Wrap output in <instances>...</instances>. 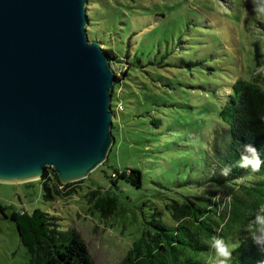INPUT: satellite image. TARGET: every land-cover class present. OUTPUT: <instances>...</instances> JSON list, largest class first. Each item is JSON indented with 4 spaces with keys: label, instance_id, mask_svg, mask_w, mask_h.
Listing matches in <instances>:
<instances>
[{
    "label": "rangeland",
    "instance_id": "obj_1",
    "mask_svg": "<svg viewBox=\"0 0 264 264\" xmlns=\"http://www.w3.org/2000/svg\"><path fill=\"white\" fill-rule=\"evenodd\" d=\"M87 3L89 40L101 42L117 57L112 69L120 81L111 98L115 142L104 164L71 182L66 188L72 190L70 195L45 199L42 179L0 182V264L28 261L15 223L3 211L36 208L57 217L62 228H74L95 264H117L156 211L161 220L171 222L167 203L206 188L194 185L215 113L216 99L206 86L213 78L206 67L218 68L221 55L228 54L224 65L231 67V81L260 73L264 86V15L257 17L252 0ZM204 59L203 66L186 65ZM220 82V90L229 92L228 83ZM118 104L123 108L116 111ZM125 167L140 170V187L121 179L117 186L112 184L111 173ZM92 188L115 194L118 211L104 217L94 209L84 198ZM214 190L222 200L229 192ZM197 263L209 264L210 258L201 257Z\"/></svg>",
    "mask_w": 264,
    "mask_h": 264
},
{
    "label": "water",
    "instance_id": "obj_2",
    "mask_svg": "<svg viewBox=\"0 0 264 264\" xmlns=\"http://www.w3.org/2000/svg\"><path fill=\"white\" fill-rule=\"evenodd\" d=\"M86 0H0V182L86 178L114 137L115 75Z\"/></svg>",
    "mask_w": 264,
    "mask_h": 264
},
{
    "label": "trees",
    "instance_id": "obj_3",
    "mask_svg": "<svg viewBox=\"0 0 264 264\" xmlns=\"http://www.w3.org/2000/svg\"><path fill=\"white\" fill-rule=\"evenodd\" d=\"M87 18L90 24L88 14ZM103 50L113 63L117 58L115 53L109 48ZM221 56L218 68L206 67L207 75L213 78L206 81V86L209 95L216 99L215 113L205 137L202 167L194 181L196 187L206 188L201 193L185 195L181 200L172 199L167 203L171 222L161 220L160 212L156 211L117 264H199V258L206 256L210 258L209 264H218L213 250L204 242L211 235L239 243L240 247L233 252L229 264L264 261V252L253 242L249 231L253 218L264 209V86L260 73L250 79L237 77L231 81L228 72L231 67L224 65L230 57L228 54ZM206 61L188 60L186 65L190 68L203 66ZM114 75L115 83H119L115 71ZM123 75H126L125 71ZM220 79L228 83L229 92L220 90ZM119 106L123 108L118 104L116 111L121 110ZM112 112L115 116L116 112ZM246 144L254 145L259 153L262 161L259 171L249 172L236 167ZM225 166L231 167L227 176L221 175ZM41 179L45 199L72 193L66 189L71 183L62 184L50 167H45ZM110 179L115 186L118 179L132 186H141V172L136 168L115 169ZM216 187L229 191L222 196L225 197L223 200L218 198ZM84 198L104 217L118 211L119 199L109 190L88 189ZM3 216L15 223L28 255L26 264H95L77 231L72 227L62 228L58 218L48 212L36 208L31 212L20 210L10 214L3 211Z\"/></svg>",
    "mask_w": 264,
    "mask_h": 264
},
{
    "label": "clouds",
    "instance_id": "obj_4",
    "mask_svg": "<svg viewBox=\"0 0 264 264\" xmlns=\"http://www.w3.org/2000/svg\"><path fill=\"white\" fill-rule=\"evenodd\" d=\"M252 4L253 12L257 17L264 15V0H252ZM261 163L262 161L255 146L246 144L240 160L236 163V167L246 169L249 172H256L259 171ZM230 172V166H225L221 169V175L227 176ZM249 231L253 242L264 252V209H261L260 213L253 218ZM204 242L213 250L218 264H229L232 260L233 252L240 247L238 242L227 241L223 237L216 235H211ZM259 264H264V261L259 262Z\"/></svg>",
    "mask_w": 264,
    "mask_h": 264
},
{
    "label": "built area",
    "instance_id": "obj_5",
    "mask_svg": "<svg viewBox=\"0 0 264 264\" xmlns=\"http://www.w3.org/2000/svg\"><path fill=\"white\" fill-rule=\"evenodd\" d=\"M120 107V106H119Z\"/></svg>",
    "mask_w": 264,
    "mask_h": 264
}]
</instances>
